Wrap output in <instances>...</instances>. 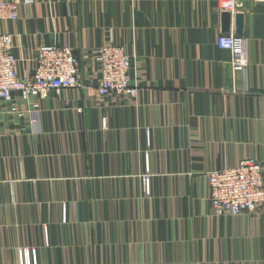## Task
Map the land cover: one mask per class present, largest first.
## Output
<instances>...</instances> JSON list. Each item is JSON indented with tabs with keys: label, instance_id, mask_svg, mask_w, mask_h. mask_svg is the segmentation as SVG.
Returning a JSON list of instances; mask_svg holds the SVG:
<instances>
[{
	"label": "crops",
	"instance_id": "1",
	"mask_svg": "<svg viewBox=\"0 0 264 264\" xmlns=\"http://www.w3.org/2000/svg\"><path fill=\"white\" fill-rule=\"evenodd\" d=\"M19 11L0 31L14 37L20 77L57 44L80 57L82 80L0 98V264H23L26 251L37 264H264V206L216 217L207 178L264 162V0H243L229 31L216 0H33ZM222 33L247 39L245 73L218 47ZM110 43L132 55L137 98L97 94L90 50Z\"/></svg>",
	"mask_w": 264,
	"mask_h": 264
},
{
	"label": "built area",
	"instance_id": "2",
	"mask_svg": "<svg viewBox=\"0 0 264 264\" xmlns=\"http://www.w3.org/2000/svg\"><path fill=\"white\" fill-rule=\"evenodd\" d=\"M33 0H0V22L16 21L20 16L21 4ZM221 13L235 14L243 8V0H216ZM14 37L0 31V98L10 102L14 92L21 97H46L49 91L59 92L63 88L81 85L80 57L69 45H43L35 60L31 76L20 77L18 58L13 53ZM220 49L232 54L235 75L245 73L251 65L247 39L235 34L222 33L218 36ZM90 55L99 67L97 94L106 97L128 95L137 98L140 85L131 83L132 55L127 48L113 43L93 48ZM12 110L19 112L14 106ZM212 213L216 217L257 214L264 206V162L255 158H244L232 166L214 169L207 174ZM145 196L152 194V176H142ZM35 252H25L23 264H37Z\"/></svg>",
	"mask_w": 264,
	"mask_h": 264
},
{
	"label": "water",
	"instance_id": "3",
	"mask_svg": "<svg viewBox=\"0 0 264 264\" xmlns=\"http://www.w3.org/2000/svg\"><path fill=\"white\" fill-rule=\"evenodd\" d=\"M243 14H236V21L238 25V32H241L242 23H243ZM232 18V14L230 13H223V21H224V29L225 31H229V23L230 19Z\"/></svg>",
	"mask_w": 264,
	"mask_h": 264
}]
</instances>
